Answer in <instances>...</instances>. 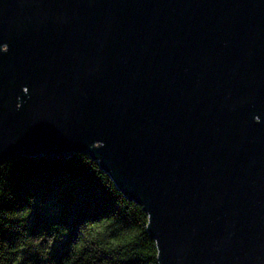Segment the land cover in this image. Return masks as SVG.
I'll return each instance as SVG.
<instances>
[{
    "label": "water",
    "instance_id": "95a60500",
    "mask_svg": "<svg viewBox=\"0 0 264 264\" xmlns=\"http://www.w3.org/2000/svg\"><path fill=\"white\" fill-rule=\"evenodd\" d=\"M76 154L160 264H264V0H0V165Z\"/></svg>",
    "mask_w": 264,
    "mask_h": 264
},
{
    "label": "trees",
    "instance_id": "16d2710c",
    "mask_svg": "<svg viewBox=\"0 0 264 264\" xmlns=\"http://www.w3.org/2000/svg\"><path fill=\"white\" fill-rule=\"evenodd\" d=\"M148 225L89 155L0 165V264H160Z\"/></svg>",
    "mask_w": 264,
    "mask_h": 264
}]
</instances>
